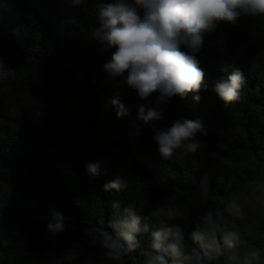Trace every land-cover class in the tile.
Masks as SVG:
<instances>
[{
    "label": "trees",
    "instance_id": "obj_1",
    "mask_svg": "<svg viewBox=\"0 0 264 264\" xmlns=\"http://www.w3.org/2000/svg\"><path fill=\"white\" fill-rule=\"evenodd\" d=\"M99 2L70 9L64 0H0V58L14 69L13 77L0 79V264H56L73 244L79 248L71 264H115L105 260L99 244L89 243L88 228L133 205L141 226L149 228L139 237L142 248L158 229L155 219L146 218L161 204L175 210L174 223L197 247L190 234L199 216L233 198L243 216L225 212L222 223L235 224L243 240L212 264H230L227 256L245 248L264 250V205L248 187L264 180V16H242L205 36L197 54L206 83L199 103L188 94L157 105V94L140 100L103 70L115 49L102 51L91 36ZM237 69L248 83L242 99L226 106L213 91L214 81ZM117 94L134 116L144 104L161 108L163 119L142 125L136 138L117 139L112 124L126 119H117L109 103ZM184 118L202 124L206 135L198 132L196 139L203 148L188 156L178 150L165 161L152 137ZM97 160L104 163L94 178L84 165ZM117 175L127 177V188L105 192L103 185ZM203 180L213 190L207 198L199 193ZM52 209L66 218L55 237L46 230ZM144 262L137 250L121 264Z\"/></svg>",
    "mask_w": 264,
    "mask_h": 264
},
{
    "label": "clouds",
    "instance_id": "obj_2",
    "mask_svg": "<svg viewBox=\"0 0 264 264\" xmlns=\"http://www.w3.org/2000/svg\"><path fill=\"white\" fill-rule=\"evenodd\" d=\"M64 2L70 9L86 4V0ZM96 14L98 27H94L92 38L102 51L115 49L103 64L109 78H120L121 84L132 89L140 100H148L157 94V105L167 103L177 95L184 99L188 94H192L193 100L199 103V93L206 88V83L197 54L202 49L205 36L215 33L222 23L235 25L242 16H264V0H100L96 4ZM70 22L78 23L75 17H71ZM216 44L223 45L222 32ZM13 76L14 69L8 68L0 58V79L8 80ZM247 83L244 73L237 69L226 80L214 81L213 91L227 106L242 99ZM109 103L115 109L117 119L131 116L119 94ZM162 111L159 107L138 104L137 123L133 124L129 136L136 138L142 125L162 120ZM198 132L206 135L199 121L184 118L174 121L167 129L156 130L152 140L160 157L172 161L178 150L182 156H188L203 148L196 139ZM102 163L100 160L86 162L84 168L95 178L100 175ZM248 187L254 193H260L256 199L264 205V180L249 181ZM126 188L127 177L121 175L103 185L105 192H122ZM212 191L206 180L201 181L199 193L202 197H209ZM135 208L134 205L129 206L123 213L111 215L106 224L99 220L98 226L88 228L89 243L99 244L104 249L105 260L121 264L125 257L142 250L144 264H212L225 256L226 249H233L243 240L235 224L229 228L222 223L225 212L234 217L243 216L241 203L236 198L228 200L223 209H208L199 216L195 230L190 234L197 247L186 242L182 228L174 223L177 220L175 210L161 204L146 218L155 219L158 229L151 232L148 247L142 248L139 237L148 233L149 228L147 224L141 226V218ZM161 217L172 222L164 223ZM65 220L61 212L52 209L46 230L55 237L65 230ZM78 248L79 245L73 244L71 254L57 257L56 264H64V261L71 264L77 258ZM227 260L230 264H264V250L245 248L242 254L231 253Z\"/></svg>",
    "mask_w": 264,
    "mask_h": 264
},
{
    "label": "rangeland",
    "instance_id": "obj_3",
    "mask_svg": "<svg viewBox=\"0 0 264 264\" xmlns=\"http://www.w3.org/2000/svg\"><path fill=\"white\" fill-rule=\"evenodd\" d=\"M135 117L136 116H134V114H131L130 117H126V119H124L122 122H114L112 124V130L117 139L127 140L130 138L129 132L131 130L132 124L135 122Z\"/></svg>",
    "mask_w": 264,
    "mask_h": 264
}]
</instances>
